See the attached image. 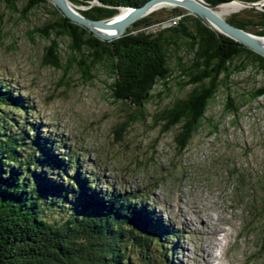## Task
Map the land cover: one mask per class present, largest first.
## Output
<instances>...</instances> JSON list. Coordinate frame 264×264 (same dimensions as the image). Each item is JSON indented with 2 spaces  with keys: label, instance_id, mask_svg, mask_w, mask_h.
<instances>
[{
  "label": "trees",
  "instance_id": "1",
  "mask_svg": "<svg viewBox=\"0 0 264 264\" xmlns=\"http://www.w3.org/2000/svg\"><path fill=\"white\" fill-rule=\"evenodd\" d=\"M6 1L11 9L17 7V0ZM92 1L72 2L90 5ZM98 1L99 4L81 12L99 20L118 14L119 6L137 7L148 0ZM206 1L218 4L231 0ZM48 3L49 0H26L23 15ZM52 6L55 17L30 31L32 36L39 35L48 41L42 63L62 69L65 75L75 65L85 82L99 76L97 67H105L108 74L105 84L112 99L134 108L116 126L114 133L118 140L123 139L133 123L144 122L151 116L147 104L153 97L154 86L162 84L157 92L161 98L169 91L172 79L178 77L179 88L191 85V92L157 111L153 118L162 126L163 133L177 127L175 147L181 154L205 121L221 81L226 82L231 74L247 69L250 64L264 75V56L184 9L171 8L172 18L180 16V19L168 28L157 32L139 30L153 23L149 18L155 13L152 12L135 21L134 29H127L120 38L103 40ZM228 21L248 31L253 25L258 26L255 33L264 36V11L259 12L257 21L237 17ZM64 37L70 39L72 54L68 62H64L60 50ZM183 45L192 54L189 63L179 55ZM173 54L179 67L176 76L170 65ZM236 60L240 62L235 63ZM249 95L252 100L261 97L264 85L251 90ZM0 105L22 104L18 95L0 85ZM239 109L234 97L228 94L226 112L237 113ZM2 127L0 122V264H171L177 247L176 230L162 224L156 209L142 199L147 195V186L133 189L126 184V167L119 168L122 170L119 175L104 174L109 183L106 181L107 187L102 190L98 183L103 174H97L99 178L94 180L92 174L82 172L80 158L54 153L62 151L60 142L32 139L36 151L26 155L24 143L28 142L2 132ZM44 167L48 171L57 170L61 182L57 183L55 177L52 182L44 181ZM59 208L68 216L61 220L47 218V210Z\"/></svg>",
  "mask_w": 264,
  "mask_h": 264
},
{
  "label": "rangeland",
  "instance_id": "2",
  "mask_svg": "<svg viewBox=\"0 0 264 264\" xmlns=\"http://www.w3.org/2000/svg\"><path fill=\"white\" fill-rule=\"evenodd\" d=\"M25 2L17 0V7L11 9L6 0H0V85L18 95L23 106L0 105L2 132L24 138L28 142L24 143L26 150L23 154L26 155L36 151L32 139L60 142L62 151L54 153L80 158L82 172L92 174L94 180L97 174H103L98 183L102 190L107 187L106 181L109 183L105 175H119L122 172L119 168L126 167V184L133 189L147 186V195L142 199L156 209L165 226H170V221H173V228L180 230L176 257L171 264H247L245 259L258 249L264 237V95L254 100L249 95L251 90L264 85V75L250 64L247 69L231 74L226 82L221 81L205 121L181 154L175 147L177 127L163 133L162 126L157 125L153 118L157 111L191 92V85L179 88L178 77L172 79L169 91L161 98L157 92L162 89V84L159 82L154 86L153 97L147 104L151 116L144 122L133 123L123 139L118 140L114 130L132 114L134 108L112 99L105 84L108 74L104 66L97 67L98 77L85 82L75 65L66 75L62 69L43 65L42 57L48 41L39 35L32 36L30 31L55 17L54 4L49 0L47 5H41L25 16ZM259 2L262 5H245L225 18L257 21L259 12L264 11V0ZM72 3L81 11L100 2L93 0L90 5ZM174 7L187 10L178 5L163 7L149 16L153 22L151 25L141 26L139 30L157 32L177 24L178 20L174 23H171L174 20L169 21ZM117 8L120 12L122 6ZM60 13L63 14L61 10ZM127 29L134 28L130 24ZM256 30L259 27L253 25L250 32L255 33ZM60 42L61 56L64 62H68L72 54L70 39L64 37ZM179 55L187 63L192 56L184 45ZM177 62V56L173 54L170 65L174 76L179 74ZM228 94L240 106L237 113L225 110ZM216 124L218 126L214 128ZM22 128L28 133L25 134ZM43 170L44 181L52 182L55 177L57 183L61 182L57 170L48 171L45 167ZM240 175L249 183L242 191L251 193V198L259 206L257 216L262 220L258 222L259 228L239 238V232L246 234L251 228L248 224L244 229L243 221L240 223V219L234 220V217L214 222L221 209L226 208L221 213L225 216V211L233 205L227 204V199L237 204V218L246 217L245 210L252 199L243 195L239 199L235 180ZM150 179L154 184L148 185ZM110 182L112 184L113 179ZM116 187L120 190L118 185ZM180 187L182 192L178 195L176 191ZM178 212L181 213L179 216ZM46 216L50 220H61L68 213L60 208L49 209ZM226 224H230L229 228ZM223 238L225 243L221 247ZM210 253L216 257H210ZM251 264H254V259Z\"/></svg>",
  "mask_w": 264,
  "mask_h": 264
},
{
  "label": "water",
  "instance_id": "3",
  "mask_svg": "<svg viewBox=\"0 0 264 264\" xmlns=\"http://www.w3.org/2000/svg\"><path fill=\"white\" fill-rule=\"evenodd\" d=\"M231 1H238L245 5L255 7L261 4V2L259 1ZM51 2L55 6H57L69 19L84 25L97 37L103 40L120 38L124 35L126 28L130 24H133L135 21L152 13L160 4L166 3L169 6L178 5L186 8L191 14H195L202 17L203 19L213 21L214 23H216L219 29L215 27L214 28L219 32L233 38L235 41L249 47L250 49L264 56V41L262 40L264 38L263 35L251 33L250 31H247L230 23L226 18H224L223 16L218 14L216 10H214V8H217L224 3L211 4L206 0H148L143 5L137 7L122 6V8L129 9V11L125 13L121 12L119 15L117 14V16L119 17L113 16L111 18L103 20H96L84 16L82 13L74 10L72 6L69 5L67 0H51ZM100 29L106 30L108 33L101 32ZM109 29L110 31H108Z\"/></svg>",
  "mask_w": 264,
  "mask_h": 264
},
{
  "label": "bare ground",
  "instance_id": "4",
  "mask_svg": "<svg viewBox=\"0 0 264 264\" xmlns=\"http://www.w3.org/2000/svg\"><path fill=\"white\" fill-rule=\"evenodd\" d=\"M51 1V0H50ZM68 1V3H69V5H71L72 6V8L74 9V10H76V11H78V12H80L81 13V11L78 9V7H74L73 6V3L70 1V0H67ZM260 5H262V3L260 4ZM260 5H258V6H260ZM169 5L168 4H166V3H163V4H160V5H158V7H157V9L156 10H159V9H161V8H163V7H168ZM57 7V6H56ZM243 7H246L245 6V4H243V3H241V2H238V1H231V2H229V3H224V4H221L219 7H217V8H214V10H216L217 11V13L218 14H220L221 16H223L224 18H225V16L227 15V14H229V13H232V12H235V11H238V10H240L241 8H243ZM58 8V7H57ZM155 10V11H156ZM127 11H129V9H125V8H121L120 9V12H122V13H125V12H127ZM155 11H153V12H155ZM120 12L118 13V15L120 14ZM83 14V13H82ZM151 14V13H150ZM84 15V14H83ZM149 15V14H148ZM85 16V15H84ZM198 16V15H197ZM116 17H119V16H117V14H116ZM115 17V18H116ZM200 17V16H199ZM200 18H202V17H200ZM203 19V18H202ZM170 20H174L173 22H171V23H174V22H176L177 20H178V16L176 17V18H171V19H169V21ZM203 20H205L206 22H208V24L212 27V28H217V29H219L218 28V26L216 25V23H214L213 21H210V20H206V19H203ZM168 22V21H167ZM173 25V24H172ZM171 25V26H172ZM214 28V29H215ZM216 29V30H217ZM100 31L101 32H106V33H108L106 30H103V29H100ZM108 31H110V29L108 30ZM218 31V30H217ZM221 33V32H220ZM233 39V38H232ZM263 41H264V38L262 39ZM209 251V250H208ZM206 254V253H205ZM209 255V254H208ZM210 257H213V254L212 253H210ZM208 259H210V258H208ZM208 259H206L205 260V262L206 263H208L209 262V260Z\"/></svg>",
  "mask_w": 264,
  "mask_h": 264
}]
</instances>
